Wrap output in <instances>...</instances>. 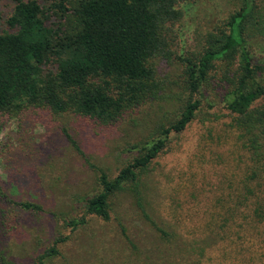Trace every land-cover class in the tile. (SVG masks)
<instances>
[{
  "label": "rangeland",
  "instance_id": "374dc122",
  "mask_svg": "<svg viewBox=\"0 0 264 264\" xmlns=\"http://www.w3.org/2000/svg\"><path fill=\"white\" fill-rule=\"evenodd\" d=\"M240 3L185 0L180 6L182 17L172 26L175 54L170 60L156 61L161 81L158 96L126 112L117 122L102 126L64 115L47 117L41 123L30 117L11 119L0 127L2 186L14 200L42 208L40 212L13 208L5 215L13 228L1 245L11 260L31 264L64 237L58 245L60 254L45 264H124L133 250L126 236L140 251V258L170 251L131 195H115L108 220L87 216L84 200L98 191L101 171L116 175L137 155L142 143L157 137L159 127L168 126L188 101L198 99L200 108L192 121L180 134L170 136L142 178L145 208L158 227L188 241L203 237L207 224L214 225L218 241L207 252L208 261L201 264H264V223L252 226L250 207L242 202L248 155L237 141L223 102L231 89L225 75L230 77L235 71L238 57L214 61L199 95L187 90L178 59L198 56L206 38L224 29V22ZM257 3L264 17V0ZM9 10V1L0 0V32ZM248 44L254 64L263 69L257 73L264 86V35L256 34ZM232 208H236L233 218L227 212ZM83 217L86 224L76 230L66 226V221Z\"/></svg>",
  "mask_w": 264,
  "mask_h": 264
},
{
  "label": "trees",
  "instance_id": "16d2710c",
  "mask_svg": "<svg viewBox=\"0 0 264 264\" xmlns=\"http://www.w3.org/2000/svg\"><path fill=\"white\" fill-rule=\"evenodd\" d=\"M8 1L10 10L4 18L5 29L0 32V127L11 119L30 117L41 123L47 117L64 115L109 126L158 96L161 81L156 61L170 60L175 54L172 26L181 19L180 6L185 0ZM263 18L257 0H241L239 8L224 22V29L206 38L198 56L178 57L183 64L184 84L192 95L200 94L214 61L238 57L235 71L230 77L225 75L231 89L223 102L237 141L248 155L242 202L250 207L252 226L264 223V102L259 103L264 100V86L257 73L263 69L254 64L248 39L264 35ZM199 108L198 99L188 101L179 116L168 126L159 127L157 137L142 143L137 155L116 175L101 171L98 191L84 200L87 216L108 220L115 195H131L160 239L170 245V251L151 252L143 259L122 229L133 248L124 264H201L208 261L206 254L218 241L215 226L210 223L203 237L189 241L165 232L145 208L142 178L164 151L170 136L184 131ZM62 132L80 152L66 129ZM1 182L0 264H17L1 245L13 228L5 215L13 208L29 212L42 208L33 202L14 200ZM235 210L227 211L230 217ZM85 224L84 217L66 221L72 231ZM66 238L55 240L31 264H45L58 256V245Z\"/></svg>",
  "mask_w": 264,
  "mask_h": 264
}]
</instances>
